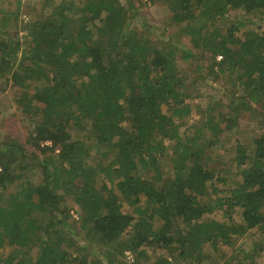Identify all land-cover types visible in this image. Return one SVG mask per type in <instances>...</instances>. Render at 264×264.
<instances>
[{
  "label": "trees",
  "instance_id": "1",
  "mask_svg": "<svg viewBox=\"0 0 264 264\" xmlns=\"http://www.w3.org/2000/svg\"><path fill=\"white\" fill-rule=\"evenodd\" d=\"M144 2L264 127V0ZM19 6L0 5V91L34 127L28 149L0 144V264H139L146 247L152 264H260L264 242L228 253L264 236V133L188 91L176 46L129 25L132 0H62L23 26Z\"/></svg>",
  "mask_w": 264,
  "mask_h": 264
},
{
  "label": "rangeland",
  "instance_id": "2",
  "mask_svg": "<svg viewBox=\"0 0 264 264\" xmlns=\"http://www.w3.org/2000/svg\"><path fill=\"white\" fill-rule=\"evenodd\" d=\"M18 1L20 4H18ZM59 1L62 0H0V5L7 11H14L16 7L20 5L18 26H23L28 22L29 18H37L41 14L45 15L49 13L51 5ZM144 1L145 0H141L138 3L137 1L132 0L134 7L131 9L132 19L129 22V25H133L141 31H144L149 39L158 43L159 46L165 44L168 45L170 43V45L176 46V63L180 70H185L187 72L186 86L188 91L191 92L194 97L200 96V100H203L204 102L208 101L215 104L216 109L214 108V110H217V107L220 105L226 109V105L229 104L232 107L231 114H233V108L238 106V126L244 128L246 133H264V127L260 124V120L263 118L260 106L248 99L246 101L248 102L250 109H245L239 106L237 102L238 98L231 95V91L226 87V84L228 83L225 81V75L215 76L214 74L211 75V73H208L209 69L207 66L209 61L207 57H202L197 51L191 48L189 41L190 36L182 32L184 23H176L165 4H150ZM23 35H25V31L20 29L19 36ZM182 50H187L189 54H192L193 52V56L186 59L182 58ZM217 59H220V57L218 56ZM2 85L3 84H1V86ZM38 86H44V82H38ZM15 96L12 86H7L5 90L0 91V144L5 141L15 140L28 149L29 146L25 142L34 127V124L32 121L25 118L17 108L15 105ZM200 108H204L203 102L201 103ZM165 143L169 146L168 141ZM47 144L50 145V142H47ZM229 149L234 153L232 143H230ZM169 169L168 166L165 167V170ZM123 206L126 212H131L130 207L127 204H124ZM253 241L260 243L264 242V236L259 234L257 229H254L251 232V236L241 238L237 242V245H235L236 247L233 251H229L228 256L234 254V252L238 253L240 247L248 249ZM144 251V255L139 258V264H152L155 260L164 256L161 249L146 247L144 248ZM241 254L239 253V255ZM259 256L257 255L255 259L260 262V264H263L264 253L261 252ZM179 264L184 263L181 262ZM207 264H213L212 260ZM214 264H222V262L218 261Z\"/></svg>",
  "mask_w": 264,
  "mask_h": 264
},
{
  "label": "built area",
  "instance_id": "3",
  "mask_svg": "<svg viewBox=\"0 0 264 264\" xmlns=\"http://www.w3.org/2000/svg\"><path fill=\"white\" fill-rule=\"evenodd\" d=\"M72 217L74 219H78L77 214H75V213H72ZM134 260H135V256H134V254H133L132 251H130V250L124 251V261H125V264H133L134 263Z\"/></svg>",
  "mask_w": 264,
  "mask_h": 264
}]
</instances>
